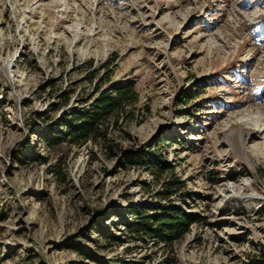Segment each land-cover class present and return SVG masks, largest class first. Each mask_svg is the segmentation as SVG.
<instances>
[{
	"label": "rangeland",
	"instance_id": "1",
	"mask_svg": "<svg viewBox=\"0 0 264 264\" xmlns=\"http://www.w3.org/2000/svg\"><path fill=\"white\" fill-rule=\"evenodd\" d=\"M107 73L133 116L68 144ZM262 174L264 0H0V264H264ZM167 206L180 241L129 232Z\"/></svg>",
	"mask_w": 264,
	"mask_h": 264
},
{
	"label": "trees",
	"instance_id": "2",
	"mask_svg": "<svg viewBox=\"0 0 264 264\" xmlns=\"http://www.w3.org/2000/svg\"><path fill=\"white\" fill-rule=\"evenodd\" d=\"M114 61L115 59L111 58L102 68L108 69ZM89 66H92L91 63ZM100 81L99 85L94 87L96 96L88 107L73 108L67 113L69 121L64 138L72 146L80 147L87 142L96 144L100 140L108 142V127L117 126L121 117L129 115L132 117L133 109L137 108L139 98L133 84H116L102 88V85L110 82V73ZM139 164L152 165L154 169L160 171L168 168L165 164L155 162L146 156L139 158ZM262 177L264 179V174ZM175 184H178V181H175ZM181 188V185H177L176 191H180ZM151 211V214H147L146 211L140 212L138 221L128 226L129 232L170 245L180 241L189 232L190 226L199 221L197 217L172 206Z\"/></svg>",
	"mask_w": 264,
	"mask_h": 264
},
{
	"label": "bare ground",
	"instance_id": "3",
	"mask_svg": "<svg viewBox=\"0 0 264 264\" xmlns=\"http://www.w3.org/2000/svg\"><path fill=\"white\" fill-rule=\"evenodd\" d=\"M236 133V132H235ZM231 140H234V141H236V143H237V145L239 144V142H240V137H236V136H231ZM239 146V145H238ZM225 190H226V192H227V190H228V188L227 187H225Z\"/></svg>",
	"mask_w": 264,
	"mask_h": 264
}]
</instances>
